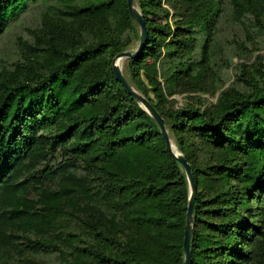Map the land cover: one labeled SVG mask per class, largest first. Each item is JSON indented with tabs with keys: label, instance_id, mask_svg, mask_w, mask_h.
Wrapping results in <instances>:
<instances>
[{
	"label": "trees",
	"instance_id": "trees-1",
	"mask_svg": "<svg viewBox=\"0 0 264 264\" xmlns=\"http://www.w3.org/2000/svg\"><path fill=\"white\" fill-rule=\"evenodd\" d=\"M135 1L148 40L127 80L191 166V264H264V72L240 64L223 89L238 59L227 29L264 37V0ZM33 10L35 41L0 62V264H184V167L112 68L140 43L127 0H0V42ZM210 87L215 105L171 107Z\"/></svg>",
	"mask_w": 264,
	"mask_h": 264
},
{
	"label": "rangeland",
	"instance_id": "rangeland-1",
	"mask_svg": "<svg viewBox=\"0 0 264 264\" xmlns=\"http://www.w3.org/2000/svg\"><path fill=\"white\" fill-rule=\"evenodd\" d=\"M136 2V1H135ZM168 7L167 5H164ZM137 9L140 11L139 6L136 3ZM141 12V11H140ZM25 17H22L21 19V25L16 30H13L14 34L7 35L1 42H0V62L4 63L3 66L6 68H10L11 64L16 62L21 57L18 55L20 47L17 46L19 39L28 40L31 44L33 41H35V37H33V33L37 32L38 28L42 27V21H41V15L38 10H33L32 12L28 13L27 15H24ZM235 30L227 29L226 34V41H225V48H232L237 54V58L234 61V64L232 68L228 71V76L230 75V79H226L225 85L223 89L228 88L232 83L236 81V75L234 73V68L240 64H246L247 67L245 68L246 73L248 76L251 74L255 75L256 77L260 76L264 72V37L258 36L257 34L252 35H243L242 31H240V28H234ZM35 34V33H34ZM36 36L38 34H35ZM236 35L238 38L243 41L246 45V49H243L242 47H235L232 44V41L234 38H236ZM18 38V39H17ZM18 40V41H16ZM240 45H243L241 42H239ZM139 42L134 45L131 49L127 51H135L139 47ZM115 57L112 60V68H113V62ZM129 59H127L123 66L122 71L129 79L128 71H127V62ZM227 73V72H226ZM132 87L136 89L133 85ZM238 91L242 92L243 89L246 88V85L242 82L235 86ZM221 89V90H223ZM137 90V89H136ZM220 90V91H221ZM138 91V90H137ZM210 93L202 94V93H181V94H175L174 96L170 97V100H173V104L171 107L178 109L183 108L186 106H193V107H200L202 105H215L218 101L220 91H213V87H210ZM139 92V91H138ZM140 93V92H139ZM142 94V93H140ZM143 95V94H142ZM144 96V95H143ZM146 98V96H144ZM168 129V128H167ZM169 135L171 137V141L173 145L179 150L180 153L185 157L184 152L178 147V144L172 137L170 129H168ZM212 153L209 154L207 149L202 148L201 146H197L194 150V161L197 164H201L202 166L208 164H212V160L210 156H213ZM195 180V179H194ZM196 185V183H195ZM189 188V195L192 193L191 188L188 183ZM196 199L198 195V188L196 185ZM195 228V220L193 215V230ZM49 260L51 258H48L45 261L46 264H52ZM35 262L38 264H43L42 261L39 259H34ZM7 264H27V262H17L14 259H11L9 263ZM30 264V263H28Z\"/></svg>",
	"mask_w": 264,
	"mask_h": 264
},
{
	"label": "water",
	"instance_id": "water-1",
	"mask_svg": "<svg viewBox=\"0 0 264 264\" xmlns=\"http://www.w3.org/2000/svg\"><path fill=\"white\" fill-rule=\"evenodd\" d=\"M130 14L139 24L140 27V44L137 50L135 51H124L118 54L113 62V72L116 79L122 83V85L127 89L128 93L136 98L141 106L156 120L161 130V134L166 140L168 149L173 154V156L183 165L189 186L192 193L189 195L188 201V212H187V224L185 227V239H184V250H185V260L184 264H191V236L193 232V213L194 205L196 202V185L194 180V175L191 169L190 164L187 162V159L179 152V150L173 145L171 137L169 135L166 123L164 118L158 113V111L153 107L148 99H146L142 94H140L132 85L128 82L122 71V63L127 59L138 58L143 52L147 40H148V29L146 22L142 13L137 9L135 0H127Z\"/></svg>",
	"mask_w": 264,
	"mask_h": 264
},
{
	"label": "bare ground",
	"instance_id": "bare-ground-1",
	"mask_svg": "<svg viewBox=\"0 0 264 264\" xmlns=\"http://www.w3.org/2000/svg\"><path fill=\"white\" fill-rule=\"evenodd\" d=\"M124 63H122V66H123Z\"/></svg>",
	"mask_w": 264,
	"mask_h": 264
}]
</instances>
